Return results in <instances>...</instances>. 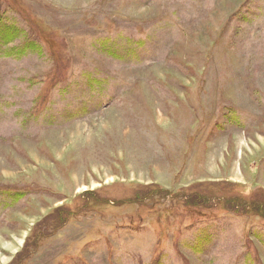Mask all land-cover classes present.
<instances>
[{
  "label": "rangeland",
  "instance_id": "obj_1",
  "mask_svg": "<svg viewBox=\"0 0 264 264\" xmlns=\"http://www.w3.org/2000/svg\"><path fill=\"white\" fill-rule=\"evenodd\" d=\"M264 0H0V264H264Z\"/></svg>",
  "mask_w": 264,
  "mask_h": 264
},
{
  "label": "trees",
  "instance_id": "obj_2",
  "mask_svg": "<svg viewBox=\"0 0 264 264\" xmlns=\"http://www.w3.org/2000/svg\"><path fill=\"white\" fill-rule=\"evenodd\" d=\"M253 209L260 215L264 216V204L255 203Z\"/></svg>",
  "mask_w": 264,
  "mask_h": 264
}]
</instances>
